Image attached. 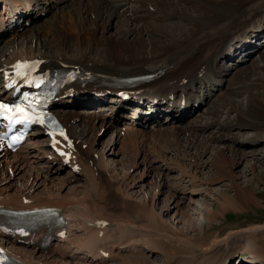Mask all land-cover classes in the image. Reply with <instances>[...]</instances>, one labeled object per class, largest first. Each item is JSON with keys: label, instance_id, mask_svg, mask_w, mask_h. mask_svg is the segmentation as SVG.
Instances as JSON below:
<instances>
[{"label": "bare ground", "instance_id": "bare-ground-1", "mask_svg": "<svg viewBox=\"0 0 264 264\" xmlns=\"http://www.w3.org/2000/svg\"><path fill=\"white\" fill-rule=\"evenodd\" d=\"M15 1L20 2V13L8 14L6 19L2 16L0 23L1 33L8 29L15 33L0 44V77L10 61L26 57L40 58L42 67L68 66L93 74L84 87H72L78 93L85 92H81L84 100L94 90L105 92L97 100L101 105L94 117L100 126L115 125V138L109 147L97 149L95 137L87 136L88 129L92 131L97 125L89 127L84 118L72 125L79 118L70 109L77 99L67 97L55 101L52 108L67 126L74 144L67 164L49 151L40 129L30 132L25 143L12 153L0 151L3 207L52 206L64 220L62 226H57L63 235L39 248L35 242L46 231V225L30 231V245L15 243V236L10 240L7 238L11 236L0 231V238L6 236L0 243L9 247L10 257L21 264H146L147 254L156 250L162 255L188 252L195 256L171 264H231L237 252L243 255L237 264L264 261L263 222L223 229L221 234L200 232L219 216L224 219V212L255 209L259 198L251 179H243L246 183L236 180L234 167L247 156L235 147L227 148L228 141L239 142L237 137L223 132H210L204 139L199 135L208 126L239 130L250 124L258 128L243 140L251 144L259 137L264 140V101L252 98L258 91L254 89L264 86V52L258 60L238 68L260 47L257 35L264 25V0ZM48 11H59L60 17L54 14L39 22L43 18L39 13ZM113 20L120 26H115ZM161 31H169L164 41L157 36ZM226 58L236 61L233 69L222 64ZM147 74L153 81L166 78L173 88L167 94L169 99L178 84L190 83L194 91L188 92L189 107L183 112L178 110L173 98L155 105L143 100L154 114L139 113L138 106L126 112L127 104L115 95L121 88L129 89L122 78ZM244 91H248L245 96ZM239 95L247 97L246 109L241 107L244 100L237 98ZM89 100L96 102L91 97ZM194 104L203 106L202 111L193 112L184 125L173 124ZM227 109H232L234 115L224 121L217 119L218 113ZM175 134L185 141L187 164L149 149L150 140L165 142L168 135ZM220 141V145H213ZM83 142L87 146L81 147ZM204 147L205 152L201 150ZM207 148L210 156L202 159ZM166 153L171 156L169 150ZM119 154L122 166L126 161L131 172L117 174L114 158ZM72 164L78 168L72 170ZM206 167L211 172L204 171ZM247 168L264 185V173H256L252 164ZM221 180H225L226 190L214 188L213 184ZM148 185L153 186L150 193L139 200L133 196L132 190ZM248 185L255 190L249 189V195L244 191ZM197 192L211 195L216 208L208 206L203 198L200 204L204 223L194 226L183 202L188 199L193 203ZM179 220L187 224L178 226Z\"/></svg>", "mask_w": 264, "mask_h": 264}, {"label": "rangeland", "instance_id": "rangeland-1", "mask_svg": "<svg viewBox=\"0 0 264 264\" xmlns=\"http://www.w3.org/2000/svg\"><path fill=\"white\" fill-rule=\"evenodd\" d=\"M54 14H56V16L60 17V12L59 11H56V12L55 11L54 12L48 11V13H45V15L41 16L43 18L39 19V22H44L46 19L51 18ZM113 22L115 24L114 20H113ZM27 26L29 27V25H27ZM115 26H120V25L119 24H115ZM42 32H45V31H42ZM17 33H19V32H17ZM175 33H177V32H175ZM14 34L15 33L12 32L11 29L4 30L3 33H1V35H0V37H2V40H1L2 42L0 44L3 45L4 42L7 41ZM167 35H169V31H161V32L157 33V36H160L162 41L165 40L164 37H166ZM54 36L56 37V35H54ZM257 39L260 42V44H259L260 47L257 48V50L255 52H252V54H251L252 58H248L247 57L246 60L243 61L244 63H241V65L238 68H240L242 65L243 66L249 65V64L253 63L254 60H258L259 57H260V54L262 52H264V25H262L261 30H260V32L257 35ZM235 62L236 61H234V60L232 61V59L226 58L223 61L222 64L224 66H227L228 68L233 69L234 67L232 65ZM256 89H258V91H256L257 93H255V94L253 93L252 94V98L256 99L258 101L259 100L264 101V86L262 87V85H261L260 88L257 87L254 90H256ZM246 92H248V91H244V93H243L244 96H245ZM241 96L242 95H239L237 98H239L240 100L241 99L244 100L243 101V105L241 107L243 109H246L249 106V105L246 104L247 102H245L247 97H243L242 96V98H240ZM81 108L84 109L86 114L88 112L91 115L90 111H92L91 109H93L94 106L93 107H86V105H85V106H82ZM202 109H203V106H199V107L193 106V107H191L186 112H184V114H182V117L179 118L178 121H174L173 124H178V125L179 124H183L184 125L186 123L187 119L189 117H191L190 115L193 112H200V111H202ZM94 111L96 112V111H99V110H98V108L97 109L95 108ZM232 111H233L232 109L231 110L227 109V110H224V111H220L221 113H218L219 116L217 117V119H219L221 121L227 120L229 118L228 117L229 115L231 117H232V115H234V112H232ZM103 112L106 113V110L105 111L103 110ZM107 113L109 114V112H107ZM86 114H85V117H86ZM85 117H84V121L87 120V118H85ZM94 120L89 123V125H90L89 127H93V125L96 124V122H97L98 123L97 126L96 125H95L96 127L94 126L96 129L92 128V131L94 133L91 131V128L88 129L89 133L87 134V136H91L92 139L95 137L94 138V142H96L95 144L97 146V149H101L102 145H105V146L109 147V145H111L110 141L115 138V136L113 135L114 134L113 131H114L115 125H114V127H111L112 131L109 130L110 127L104 126L98 132L99 127H101V126H100V123L98 122V120H96V121H94ZM257 128H258L257 126H252L250 124L242 125V127L239 130L238 129L236 130L234 127L233 128L232 127L228 128V126L222 127L220 125H218V126L217 125H213L211 127L208 126L204 133H200L199 134V135H201L200 138H202V139H204V137H206V135H208V133H210V132H213L215 134H219L221 132H223V133H231L230 135L233 134V135H235V137H237V141H239V142H236V140H235V143H231V142L228 141V139H225V140L228 141V142L226 141L227 144H228L227 148H234L235 147V149H237V151H239L241 154L244 155L245 153H247L246 159L240 160L239 162L236 163V166L234 167L235 168V173L237 174L236 180H239V182L243 181V183H244L245 180L248 181L249 179H251L253 184H254V185L253 184L252 185L255 186V187L257 186V190L255 191L254 189H252V186L248 185L249 187L247 186L248 188L246 187V189L244 191L246 193H248V195H249L250 190L255 191L254 194L257 196V198H259L257 200L258 204H257V207L255 209H252V208L250 209V208L245 207L246 209L242 210V212L241 211H237L235 214H233V213H225L224 212V215H226L224 217V219L222 218L223 216L222 217L219 216L218 219L213 220V223L211 222L208 226L202 227V229L200 231L201 233H204L206 231H208L210 233H214L215 231H218V233L221 234V233H223V229H224V231H226L227 228H228L227 230H229V228L230 229H236V228H233V227L241 228V226L244 227V226H246L248 224H258V223H261V222L264 223V189H263L264 185L261 184L259 181L255 180V176H252V171L247 168L248 164H252V165H254V169H255L256 173H258L260 171L264 173V162H263L264 160H260L259 161L258 159L257 160L254 159V157L255 158L264 157V140L261 139V137H259V138H257V142L255 144L246 143L247 140L246 139L243 140V137L248 136L254 129H257ZM96 132H98V133H96ZM176 135L177 134H175L174 136L168 135L169 137H167L168 139L165 142H163L161 139H157V138L150 140L149 144L151 146H149V149H155L156 151H158L159 152V156L166 155L167 157H170V158L173 157L175 159H178L181 162L182 165H183V163L187 164L186 160H184L185 159L184 158L185 155H184V152H183L185 141H181L182 139L178 135L177 136ZM111 137H113V138H111ZM179 139H180L181 143H179L180 142ZM176 141H178V142H176ZM221 143H222L221 141L220 142H216V143L214 142L213 145L216 146V145H220ZM229 143H230V145H229ZM83 144H86V146H87V143H83ZM200 146H205L206 147V145H204V144H201ZM205 147L201 148V150H203V152H205L204 151L206 149ZM175 148H178L177 151H176ZM167 150L170 151L171 156L166 153ZM210 152H211L210 149L207 148L206 153H203L204 157L202 159L209 158ZM96 154H98V153H96ZM250 154H254V156L252 155L253 156L252 157ZM120 156H121V154L117 155L116 158H114V160L117 161V162H115L116 165H114V163H113L114 167L116 168L115 170H116L117 174L121 175L120 173H122L124 171L128 172V173L131 172L130 171L131 170L130 167L128 168V166L125 165V164H127L126 161H123L125 163H124V166H122L121 160H120ZM207 168H209V167H206L204 169V171L211 172V169L208 170ZM243 179H245V180H243ZM224 181L225 180H221V181H218V182L214 183L213 184L214 188H216L217 190H221V191L222 190H226L225 186H223V185H225ZM82 183H84V182H82ZM71 184H73V182H71L69 184V186ZM184 185L187 188H189L188 183H185ZM148 186H149V188H148ZM148 186L145 187L144 189L135 188L134 190H132L133 196L136 197L137 199L138 198L141 199L148 192L150 193L152 191L153 186H151V185H148ZM77 188H79V187H77ZM146 188H148V189H146ZM163 190H165V188H163ZM227 191L229 192L230 189H228ZM210 193L211 192L209 191V194ZM212 193H213V191H212ZM164 194L166 195V190H165ZM203 198H204V200H206V204L208 206H210V207H212L214 209L216 208V203H215L214 200H212L213 197H211V195H204L203 196L201 193H198V192L195 193L193 203H189L187 201L188 199L183 202L184 210L188 211L191 214V216H192L191 217L192 218V224L191 225L195 226V225H198L200 223L201 224L204 223L203 217L201 215V210L202 209H201V204H200L202 202ZM230 219H231V221H230ZM181 221L179 220L178 226L184 227L183 225L185 224V222L182 221V223H181ZM176 222H177V220H174V223H176ZM147 253L148 252H146V254ZM240 253L241 252H237V254H234L232 256V261L231 262H233V263H231V264H236V260L237 259L239 260L241 258V256H243ZM147 255L149 256L148 257L149 259H148V262H146V264L180 263L182 261V259H184V258L189 260V259H192V258L195 257L192 253H188V252L185 253L184 255H182L181 253H176L175 256L170 255V253L162 255L161 252H158L156 250L154 252H152V254H150V252H149ZM244 259H246V258L244 257ZM244 264H246V261H244ZM250 264H264V261H262V262L261 261H258V262L254 261V262H252Z\"/></svg>", "mask_w": 264, "mask_h": 264}, {"label": "snow or ice", "instance_id": "snow-or-ice-1", "mask_svg": "<svg viewBox=\"0 0 264 264\" xmlns=\"http://www.w3.org/2000/svg\"><path fill=\"white\" fill-rule=\"evenodd\" d=\"M17 67L19 68L21 66L20 65H17ZM0 108H5V106L4 105H0ZM15 111H17V112H23V109L17 108Z\"/></svg>", "mask_w": 264, "mask_h": 264}, {"label": "crops", "instance_id": "crops-1", "mask_svg": "<svg viewBox=\"0 0 264 264\" xmlns=\"http://www.w3.org/2000/svg\"><path fill=\"white\" fill-rule=\"evenodd\" d=\"M242 212V211H241ZM230 221H231V219H230Z\"/></svg>", "mask_w": 264, "mask_h": 264}]
</instances>
